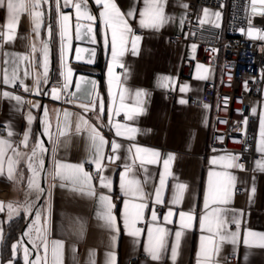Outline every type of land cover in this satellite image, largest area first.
I'll return each mask as SVG.
<instances>
[{"label":"crops","instance_id":"0c3cea01","mask_svg":"<svg viewBox=\"0 0 264 264\" xmlns=\"http://www.w3.org/2000/svg\"><path fill=\"white\" fill-rule=\"evenodd\" d=\"M191 1L166 0L164 11L169 19L158 30L141 28L138 11L129 18L133 31L140 30L139 34L135 33L142 37L139 53L133 55L130 50L127 51L122 58L124 68L117 66L113 69V73L121 77L123 86L130 93H134L137 89L145 91L146 96L143 97L142 105L144 111L132 120H125L123 112L120 115H113L112 120L113 123L119 122L136 128L134 139L116 136L114 127L109 123L107 109L111 100L108 69L111 50L110 46L105 43V34L99 19L95 22L98 45L96 61L98 56L102 59L101 69L96 67V61L94 66L74 63L71 60V54L74 45L75 9L71 4L65 6L64 0H59L60 11L70 16L71 32L70 43L65 51L67 68L71 69L70 83L67 90H63L64 76L62 72L66 73V68L61 62L57 0H48L47 4L42 3L41 5L44 17L39 37L33 31L30 16L27 13H22L16 36L9 42H5L2 35L5 31L6 9L0 8V23L3 26L0 37V125L4 127V131L0 132V138L10 140L13 148L23 154L16 165L18 182L8 179L6 163L5 174L0 175V202L5 205V210L0 211V264H8L9 260L14 264V258L20 253V244L17 238L18 251L15 256L12 250L13 242L11 243L10 257L3 256L6 224L21 212L25 213L21 208L18 214L9 217L6 206L9 202L14 205H23L22 186L26 182L28 183V177L31 175L27 167V156L31 155L32 148L40 138L48 139L44 141L48 159L40 177V186L44 192L40 203L42 229L45 227V219L47 220L49 264H51V241L63 242L62 264H106V254L109 252L114 253L115 264H121L122 261L139 251H143L146 257L141 258L138 264H198V254L201 252L202 244L201 237L212 235L206 229L202 230L200 225V218L206 212L205 197L209 187L210 172H228L235 177L230 190L229 202L221 205L210 203L207 209V211H211L213 207L222 209L224 218L228 221V233H237L235 243L230 239L220 242V252L218 255H214V264H232L228 260L230 252L237 253L238 264H264V248L258 246L259 237L248 235L250 232L264 233V171L258 170L257 167V161L264 158V153L257 151L261 139L260 116L264 113V85L261 97L254 98L251 103L252 112H256L258 115L257 132L254 139L256 156L253 160V169L251 171H244L240 168L227 169L223 166V162L213 165L211 161L214 157L228 155L213 149L210 143L212 118L216 109L215 102L204 101L200 104H192L190 99L201 97L204 88L208 85L218 87L223 83L221 61H218L216 66H211L199 60L200 45L184 39L186 10ZM116 3L124 12L133 6L137 9L143 7V0H116ZM88 8L94 16L99 17L100 7L94 3V0H88ZM206 9L208 10L207 16H205ZM216 13H219V16ZM201 17L206 23L219 26L223 33L225 32L224 13L206 7L202 9ZM46 26H51L50 35L45 34ZM250 26L264 31V16L252 17L251 25L249 24L245 30L246 35ZM174 34H179L181 38L173 39ZM41 41L48 43V82L44 83L41 78L38 94L34 79L44 71L40 66L42 60V55L39 52ZM33 44L37 47L35 53L32 52ZM5 53L9 54V58H11V54H22L30 59L35 57L31 63L29 60L19 63V79L15 83L19 84V91L13 89L15 84L5 85L2 82L5 68L9 72L11 71V66L4 63ZM188 61L192 62L190 72L182 74V65ZM198 66L202 67L198 68ZM125 69H127V79H124ZM203 69L208 71L204 73ZM77 71L96 75L93 93L97 94V100L94 110L90 108L86 111L79 106L90 103L91 100L86 102L73 99L70 96ZM26 72L28 75H25ZM201 74L206 78H198ZM164 77L171 78L167 87L161 86ZM20 81H23V85L31 90L25 91ZM184 86H186V90L181 91ZM53 87L62 89L60 99L53 98ZM113 89L118 90L115 83H113ZM5 91L20 96L23 102L18 103L10 97H4ZM168 92H174V97L170 98L167 95ZM101 101L104 103L103 112L99 109ZM181 101L184 102L181 103ZM126 102L132 103L131 100ZM34 105L36 106L34 107ZM65 110L71 113L68 118L63 115ZM29 115L32 117L30 124ZM81 118L87 120L89 125L95 126L108 141L104 145L105 156L101 161L104 167L103 175L111 182L107 188L100 186V174L93 173L97 170L93 162L94 148L89 137V129L82 123ZM78 123L81 125L79 130H77ZM46 124L51 135L45 133ZM61 129L64 132L63 135H60ZM8 131L12 132L10 137ZM26 132L29 134L27 145L21 143ZM34 133H36L35 139ZM113 140L122 145L121 149L115 153L119 158L114 161L108 159L113 155L111 150V141ZM219 140L218 137L217 141ZM133 145L154 150L160 155L154 163L142 165L139 160L133 162L132 156L135 154V149L133 148L132 153L128 151ZM7 155L13 156L14 153L8 150ZM169 155L172 159L169 160L166 169L164 161L169 158ZM54 160L72 165L82 164L84 170L93 176L94 194L88 195L86 189L82 191V185L54 177L51 174ZM126 165L131 166L129 178H135L140 182L144 193L143 199L125 196L121 189V173L125 171ZM161 174H165V183L162 187L160 184ZM42 177L44 178L43 185ZM218 179L222 178L212 177L213 181ZM178 184L185 185L182 192L177 189ZM253 187L255 188L254 193L252 192ZM158 188L161 189V202L159 203L156 202ZM238 188L242 190L241 193L237 191ZM31 191L35 193L34 190ZM177 194L180 195V199L178 203L174 204L172 201ZM101 195L111 198L115 228L108 227L98 215L103 211L99 200ZM125 200L129 201L130 211H135L132 208L134 204L145 205L142 219L136 222V227L140 229L137 236L130 235V229L125 227ZM153 210L157 217L155 221L152 220ZM169 211L172 212V215L166 220L165 217ZM181 212L192 215L191 221H187L185 217V222L190 223V227H182ZM30 218L31 216L25 219V227ZM234 220L240 221L239 227L233 222ZM25 227L22 226L21 234ZM149 228H152L154 232L157 228L166 230L164 247L160 251L159 259H152L145 251V245L149 240ZM178 231L182 234L177 242L176 232ZM214 239L218 241V237H214ZM245 239L248 241L247 244ZM40 243L38 240L37 244ZM174 245L177 246L175 259L172 254ZM38 254L44 256L42 246L37 247ZM37 255L36 253L31 254L29 260H35Z\"/></svg>","mask_w":264,"mask_h":264},{"label":"snow or ice","instance_id":"6c2138e0","mask_svg":"<svg viewBox=\"0 0 264 264\" xmlns=\"http://www.w3.org/2000/svg\"><path fill=\"white\" fill-rule=\"evenodd\" d=\"M42 3L47 4L48 0H0V8L6 9V24L4 25L5 31L3 32V40L5 42L12 41L16 36L17 26L19 24L21 14L27 13L32 21L33 31L36 33L37 37L40 36L41 24L43 22L44 12L41 10ZM94 3L100 7L99 17L94 16L88 8V0H64L65 6L71 4V6L75 9L76 14V25H75V39L80 40L83 36H90L92 42L95 43V37L93 35L94 24L97 19H99L100 24L103 26L104 34H105V43L110 46L111 50V61L109 63V97L111 103L108 105V115H109V123L115 129V135L118 137H125L128 139H134V134L137 132L136 128L129 127L126 124H120L119 122L113 123L112 117L113 115H120L123 112L125 120H132L135 116L141 114L144 111L143 108V97L146 96V93L142 89H137L134 93H130L129 90L123 86L121 82V77L116 76L113 73V69L117 66L124 68V64L122 62V58L124 57L127 51H131L133 55H137L139 53V45L142 37L136 35L133 31L131 24L129 23V18L133 17L134 13L138 11L140 20L139 25L141 28H151V29H159L163 24L167 23L168 17L165 15L164 6L166 0H143V7L137 9L135 6L130 8L127 12L121 10L120 6L116 3V0H94ZM185 7H187L185 5ZM251 15H262L264 16V0H251L250 6ZM208 15V10H205V16ZM219 16V13H216ZM83 21H87V23H83ZM206 22L205 20H201V23ZM57 24L59 26V35L61 39V62L66 68V73L62 72L64 76L63 90H67L68 84L70 83V73L71 69L67 68V64L65 61V51L70 43L71 32H70V16L61 12L59 8V0H57ZM249 24L251 25V20H249ZM83 31V36H82ZM243 31V30H242ZM110 33V39H109ZM247 35L254 39L264 40V31L259 29L249 27L247 31ZM130 46V48H129ZM37 51V47L35 44L32 45V52L35 53ZM77 51V59L79 60L81 57L79 53L83 51L80 48L76 49ZM39 52L42 55V60L40 61V66L43 68V73L41 75H37L34 79V85L37 87V93L39 94V84L41 82V78L44 83H47V65H48V43L47 41H41V47ZM26 60H29L30 63L35 60V57H30L22 55V54H11V58H9V54L5 53V65L11 66V71L9 72L7 68L4 70L3 75V84H15L19 79L18 76V68L19 63H22ZM202 66H198L200 68ZM208 70L203 69V72L206 73ZM25 75H28L26 72ZM200 79H205L206 76L201 74L198 76ZM124 79H127V69H125ZM171 78L164 77L162 78L161 86L167 87ZM84 79L81 78L77 81L76 87L77 90L81 88V85L84 83ZM21 86L24 87L25 91H30L27 86L23 85V81H20ZM113 83H115L118 90L113 89ZM93 88L95 87V82H92ZM186 86L181 88V91H185ZM62 89L60 87L52 88V96L54 99H60ZM75 95V94H73ZM91 97L90 103L80 104L79 106L86 111L96 108V100L97 94L92 92L88 93ZM4 97H10L16 100L18 103H22V98L20 96H15L7 91L3 93ZM131 100L132 103H127L126 101ZM71 102V101H69ZM184 101H181L183 103ZM36 105H34L35 107ZM99 109L101 112L104 111V103L100 102ZM47 114V112H46ZM65 118H68L71 113L67 110L63 113ZM82 119V118H81ZM29 124L32 121L31 115L28 117ZM82 123L88 127L89 129V137L92 143V147L94 148V157L93 162L95 163L96 169L99 176L100 186L101 187H109L110 181L103 175L104 167L101 161L104 159V145L108 143L105 140L104 136L98 131L95 126L89 125L87 120L82 119ZM261 123V139L257 146V151L264 153V113L260 116ZM81 127L80 123L77 124V130ZM45 133L51 135L48 132V127L46 124ZM64 132L61 129L60 135H63ZM12 135L11 131H8V136ZM29 134L26 132L24 134V138L21 143L27 145ZM122 145L118 143L116 140L111 141V150L113 155L109 156V160H116L119 157L115 155L120 149ZM133 148L135 149V154L132 156L133 162L139 160L143 165L144 163H154L156 158L159 157V153L151 150L142 148L136 145H133L128 149L129 153H132ZM8 150H11L14 155H7ZM45 151L43 144L40 141H37L36 145L32 148L31 155L27 156V167L28 171L31 175L28 177V188L34 190L36 193L43 191L40 187L39 179L40 173L44 169V161L41 158L42 153ZM21 153L17 152L15 148H13L10 140L6 138H0V175L5 174V163H6V174L9 180L17 181V163L22 158ZM172 157L169 155V158L164 161L165 168L169 164V160ZM238 157L232 154H228L226 156L214 157L211 161L213 165H216L219 162H223V166L227 169L230 168H241L243 169V165L238 163ZM258 170L264 171V158L257 161ZM131 173V166L126 165L125 171L121 173V189L123 190L125 196H131L133 198L143 199L144 193L142 188L140 187V182L135 178H129V174ZM54 177H60L61 180H70L73 184H79L83 187L82 191L87 190L88 195L94 194V189L92 185L93 176L90 175L87 171L84 170L82 164L72 165L62 163L60 161L54 160L53 162V171L51 173ZM170 174V173H169ZM209 187L205 197V215L200 218L201 229H206L208 233L212 234L208 237H201V252L198 254V264H214V255H218L220 252V242H224L226 240H231L235 243V238L237 233H228L227 224L228 221L224 218L222 209L219 207H213L211 211H207L209 208V204L213 205H221L227 204L229 202L230 190L234 184L235 177L232 176L228 172H210L209 173ZM212 177H218L222 179H218L216 181L212 180ZM165 183V174H161L160 184L161 187ZM63 186V185H61ZM177 189L181 192L185 188V185L178 184ZM252 192H255V188L253 187ZM38 198V196H37ZM180 199V195L177 194L174 196L172 203H178ZM101 207L103 211L98 213L99 217L103 219L106 225L110 228H115V217L112 214V203L111 198L106 195H101L99 197ZM156 202H161V189L158 188L156 191ZM7 211L9 217L16 215L19 213L21 208L25 212H31L33 210V205L31 202H26L23 205H14L9 202L7 204ZM144 204H134L132 208L135 211L129 210V201L125 200V213H124V224L126 228H129V234L133 236L139 235L140 229L136 227V222L142 219V212ZM5 210V205L0 202V211ZM172 215V212L169 211L165 219L167 220L169 216ZM41 213H36V220L32 225L29 226V231L25 232V236H29L32 238V229L35 228V239H33L34 246L43 247L44 256L37 255L35 260H29V256L31 255L30 251L25 248L24 249V262L25 264H49L48 262V250H49V241L47 239V229L46 224L47 220L45 219V227L42 229L39 227ZM182 227L187 228L190 227V223L185 222V217L187 221H191L193 219L192 215L189 213H180ZM157 219L156 213L153 210L152 220L155 221ZM239 227V220H234ZM181 232H176L177 242L181 236ZM166 235V230L164 228H157L155 232L152 228L148 230L149 240L145 245V251L149 253L152 259H159L160 251L164 247V236ZM250 236L259 237L260 243L259 247L264 248V233H256L250 232L248 233ZM214 237H218V241L214 239ZM39 240L41 243L39 245L35 244V241ZM245 243L248 241L245 239ZM176 245L172 248L173 259L176 256ZM13 255L15 256L18 251L17 245L14 244ZM62 250H63V242L62 241H51V264H62ZM106 264H115V255L114 253H107ZM8 264H12V261L9 260Z\"/></svg>","mask_w":264,"mask_h":264},{"label":"built area","instance_id":"2783aa9c","mask_svg":"<svg viewBox=\"0 0 264 264\" xmlns=\"http://www.w3.org/2000/svg\"><path fill=\"white\" fill-rule=\"evenodd\" d=\"M250 6L251 0H192L186 10L184 36L185 40L200 45L199 60L211 66H216L218 61H221L223 83L218 87L208 85L201 97H192L190 102L192 104L215 102L211 146L215 150L237 156L238 163L244 166L240 169L244 171L253 169V160L256 156L254 139L258 115L252 112L251 103L254 98L261 97L264 85V40H256L245 34L249 20L252 21L254 17L250 13ZM206 7L224 13V33L219 26L201 23L202 9ZM2 29L0 23V37ZM139 32L140 30L134 31L136 34ZM172 38L177 39L181 36L174 34ZM191 64V61L184 63L181 73L188 74ZM13 89L19 91V84H15ZM167 95L173 98L174 92H168ZM3 131L4 127L0 125V132ZM93 173L98 175L97 170ZM237 191L242 192L240 188ZM145 257L146 254L139 251L121 264H138V261ZM228 260L232 264H238L237 253L230 252Z\"/></svg>","mask_w":264,"mask_h":264},{"label":"water","instance_id":"95a60500","mask_svg":"<svg viewBox=\"0 0 264 264\" xmlns=\"http://www.w3.org/2000/svg\"><path fill=\"white\" fill-rule=\"evenodd\" d=\"M76 19V17H75ZM77 21L75 20L74 22V45H73V50L71 54V60L74 63L82 64V65H87V66H94L95 61H96V56H97V50H98V45H97V38H96V30H95V24H94V31L93 35L95 37V43L92 42V39L90 36H83V31H82V36L83 38L80 40L75 39V25ZM83 23H87V21H83ZM80 48L83 51L79 53L80 59L78 60L77 57V51L76 49ZM53 65V63H52ZM81 78L84 79V83L81 85V88L77 90L76 83L78 80ZM96 83V75L87 73V72H82V71H77L75 76H74V81L73 85L71 88L70 96L73 99L76 100H81V101H86L89 102L91 100V97L88 95V93L94 91L93 84L92 82ZM75 94V95H73ZM47 146V143H46ZM47 159H48V152L46 149L45 152V160H44V169L47 164ZM43 169V171H44ZM44 182V178L42 177V185ZM25 227V224L23 225V228Z\"/></svg>","mask_w":264,"mask_h":264},{"label":"rangeland","instance_id":"374dc122","mask_svg":"<svg viewBox=\"0 0 264 264\" xmlns=\"http://www.w3.org/2000/svg\"><path fill=\"white\" fill-rule=\"evenodd\" d=\"M45 30H46L45 34L46 35H48V34L50 35L51 26H46ZM45 139L48 140L47 138H45ZM45 139L42 140V138H40L38 140V141H40L43 144L44 149H45V142L44 141H46ZM44 153H45V151L42 153V156H41L43 161H44ZM41 175H42V171L40 173V177H41ZM39 183H40V179H39ZM22 188H23V192H24L23 195H22L23 196L22 197L23 204L26 203V202H31L32 205H33V210L31 212H25L24 213V218L25 219H27L29 216H31V218H30L29 222L27 223V225H26L24 231L22 232V234L19 233V235H18V240H19V244H20V257H21V260L23 261V263L25 264V262H24V249L25 248H27L30 251L31 254L36 253V255H37V247L34 246V243L32 242L33 239H35V235H36L35 228L32 229V238L31 239H30L29 236H25L24 233L29 231V226L32 225L33 222L36 220V218H37L36 217V213L37 212L42 213L40 200L43 198L44 192L41 191L39 193H36V192L35 193H31L32 191H31V189L28 188V183L27 182L25 184H23ZM37 196H38V198H37ZM38 226L41 227V216H40V221H39V225ZM37 243H38V240L35 241L36 245H38ZM14 244L17 245L16 241L13 242V245ZM30 257H31V255L29 256V258Z\"/></svg>","mask_w":264,"mask_h":264},{"label":"trees","instance_id":"16d2710c","mask_svg":"<svg viewBox=\"0 0 264 264\" xmlns=\"http://www.w3.org/2000/svg\"><path fill=\"white\" fill-rule=\"evenodd\" d=\"M101 61L102 59L98 56L96 61V67L101 69ZM54 75H57V73H54ZM55 77V76H54ZM99 77V75H98ZM34 139L36 136V133H34ZM25 222L24 218V212H21L18 216L10 220L5 227V233H4V239H3V256L4 257H10L11 253V243L16 241L18 238V235L21 231V228ZM14 264H24L21 260L20 253L17 254V256L14 258Z\"/></svg>","mask_w":264,"mask_h":264},{"label":"bare ground","instance_id":"6f19581e","mask_svg":"<svg viewBox=\"0 0 264 264\" xmlns=\"http://www.w3.org/2000/svg\"><path fill=\"white\" fill-rule=\"evenodd\" d=\"M43 124V123H42ZM43 133V132H42ZM45 136V135H44ZM29 192V191H28ZM33 193V192H32ZM31 243V242H30ZM36 248V247H35Z\"/></svg>","mask_w":264,"mask_h":264}]
</instances>
